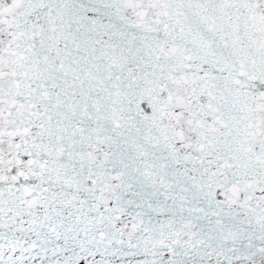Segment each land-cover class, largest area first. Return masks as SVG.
<instances>
[{
  "label": "snow or ice",
  "instance_id": "6c2138e0",
  "mask_svg": "<svg viewBox=\"0 0 264 264\" xmlns=\"http://www.w3.org/2000/svg\"><path fill=\"white\" fill-rule=\"evenodd\" d=\"M0 264H264V0H0Z\"/></svg>",
  "mask_w": 264,
  "mask_h": 264
}]
</instances>
